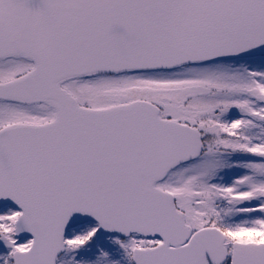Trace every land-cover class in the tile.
<instances>
[{"label": "snow or ice", "instance_id": "6c2138e0", "mask_svg": "<svg viewBox=\"0 0 264 264\" xmlns=\"http://www.w3.org/2000/svg\"><path fill=\"white\" fill-rule=\"evenodd\" d=\"M0 264H264V0H0Z\"/></svg>", "mask_w": 264, "mask_h": 264}]
</instances>
